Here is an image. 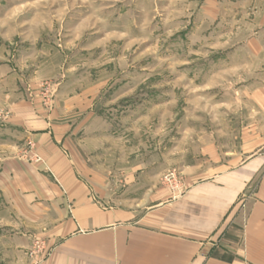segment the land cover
Returning <instances> with one entry per match:
<instances>
[{"label": "rangeland", "instance_id": "rangeland-1", "mask_svg": "<svg viewBox=\"0 0 264 264\" xmlns=\"http://www.w3.org/2000/svg\"><path fill=\"white\" fill-rule=\"evenodd\" d=\"M260 29L264 0H0V140L20 145L0 149V264L23 263L12 246L30 264L48 247L45 229L10 235L32 229L35 193L12 187L7 156L27 185L54 181L26 124L53 121L105 194L138 200L174 171L185 189L189 161L243 120L245 43Z\"/></svg>", "mask_w": 264, "mask_h": 264}, {"label": "crops", "instance_id": "crops-1", "mask_svg": "<svg viewBox=\"0 0 264 264\" xmlns=\"http://www.w3.org/2000/svg\"><path fill=\"white\" fill-rule=\"evenodd\" d=\"M245 46L253 66L242 85L243 120L227 146L205 142L189 161L181 193L158 186L138 200L105 194L85 180L89 170L53 121L24 126L55 181L29 186L28 169L15 170L6 158L17 176L12 187L35 193L23 199L33 209L24 221L32 229L12 230L11 238L29 241L34 229L47 236V250L34 264H264V29ZM19 146L7 135L0 140L6 154ZM35 166L33 175L43 177ZM12 249L30 264L25 247Z\"/></svg>", "mask_w": 264, "mask_h": 264}, {"label": "built area", "instance_id": "built-area-1", "mask_svg": "<svg viewBox=\"0 0 264 264\" xmlns=\"http://www.w3.org/2000/svg\"><path fill=\"white\" fill-rule=\"evenodd\" d=\"M178 176L176 175V171L169 173V178L166 179L169 183V186L172 190H174L176 193H181L184 189L181 187V182L177 179Z\"/></svg>", "mask_w": 264, "mask_h": 264}]
</instances>
